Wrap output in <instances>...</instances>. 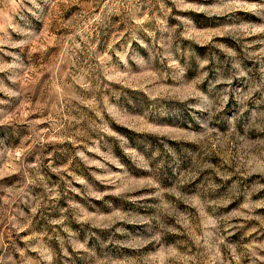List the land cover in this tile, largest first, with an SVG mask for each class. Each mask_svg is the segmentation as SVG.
I'll return each mask as SVG.
<instances>
[{
	"label": "rangeland",
	"instance_id": "374dc122",
	"mask_svg": "<svg viewBox=\"0 0 264 264\" xmlns=\"http://www.w3.org/2000/svg\"><path fill=\"white\" fill-rule=\"evenodd\" d=\"M0 264H264V0H0Z\"/></svg>",
	"mask_w": 264,
	"mask_h": 264
}]
</instances>
